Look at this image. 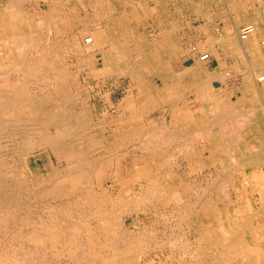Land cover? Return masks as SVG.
I'll list each match as a JSON object with an SVG mask.
<instances>
[{
    "label": "bare ground",
    "instance_id": "1",
    "mask_svg": "<svg viewBox=\"0 0 264 264\" xmlns=\"http://www.w3.org/2000/svg\"><path fill=\"white\" fill-rule=\"evenodd\" d=\"M43 1L47 6L52 5L49 6L52 15H47L45 18L43 17V19L42 17L35 19L34 17L28 15L22 16L19 11V6L25 4L23 0H13L5 14L0 15V128L6 126V124L16 125L15 128H21L24 132V136L31 139L38 131L36 130L35 123L33 124L31 122V117L33 118V115L47 112L46 118L49 119L48 116L53 119L56 118L55 123H58L57 128L58 132H60L58 141L63 142V139H67L68 137L71 139L70 142H72V144L64 146V144H59L57 142L60 147L54 145L56 147L55 152H58L59 155H65L71 165L72 171L75 172L73 175L75 177H73L71 181L76 184H79V182L84 180L85 176L89 177V173L92 171L90 168L87 169L86 167L88 165L92 166V163L95 165V160H99L98 155H95V151L103 150L104 153H107L112 151L111 149H121L122 152V149L125 148L127 144L132 143L134 144L133 147L136 157H134V161L131 165V174H133V178L137 182L140 180L142 181V179L148 181L149 188L148 191L144 190V192L141 193L131 194L132 192L130 193V191L128 192L126 189V183H123L120 179V164H115L117 165V168L113 174L106 175V173L110 170L109 168L113 166V164H111L107 159H104L103 162H101V167L98 169V176L100 178L112 176L109 178L121 182L120 188H116L117 193L115 192L116 194H111L109 193V190L104 189L103 186H101L99 191H94L93 188H90L87 189L88 191L85 194H83L84 192H80V194L75 196L76 198H72V201L70 200V205L67 207H62L63 204L61 205V203H58L62 207L58 210L64 213L66 221L71 222V224H62V226L58 228L49 227L47 229H42V242L45 243L46 240H50V245L63 246L62 250L57 251L59 256L64 257L65 255V257L67 256L73 261L85 262V264H141V261H138L139 258L137 260V255H141L142 250L145 249V246H147L142 239L143 237L144 239L146 237L147 240L150 236L143 233H138L136 236V233L133 234L134 232L132 233V231V234H127L123 230L120 233L117 232L118 229H120L118 225L120 226L121 224H116L118 222L115 221L114 216H116V213H120V211L126 210L131 206H133L131 208L135 207L138 209L140 208L139 206H141V204L146 200L161 199L165 206H169L171 203L179 206V210H177L179 213L186 212L187 214V212H190L191 214H194L193 219L191 220H189L185 215H180V217L178 216L179 218L176 215V218H178L180 222L179 225H177L179 228L177 227L176 231H178V229H182L181 227L186 225L188 227V234L200 245L201 248L205 249L206 252L207 249L214 250L215 259L214 257L212 258L214 264H264V61H261V63L260 61L255 62L257 60H252L254 62L253 65L251 63L253 82L251 85H247L246 89H244L243 98L240 97L242 100L238 103L239 108L240 105H244L243 108L241 107V110L235 109L236 107H233V105L228 107L226 100L224 99V101L223 97L220 95L215 96L212 94L213 96L211 97L203 93L205 90L203 89V86L206 87L208 85H213L215 83L214 80H221L223 77L222 75H224L223 73L221 74V72L211 73L205 69L207 62L211 59V57L214 55L216 56L219 53L233 54L237 51L240 52L241 49H239L240 42L238 43V38H240L242 42L248 43V45L250 43V47L255 48L258 45H264V31H259V25L257 26V22H264V2L248 0L246 5H244L243 2H241L242 0H55L54 3L47 0H42V2ZM31 4L34 3H29V6H31ZM152 5H155V7ZM146 6L151 7L146 8ZM244 6H247V10H245ZM252 8L253 10H251ZM28 11L29 10H27V12ZM250 11L256 14L255 19H250L246 16V14ZM186 14L187 17H185ZM218 20H222L226 23V25H229L228 27H224L225 32H220L216 23ZM185 21L186 25H188L187 29L189 30H185L183 27ZM243 22L246 24L243 25ZM42 26L46 27L45 30L48 32H53L56 35L55 38L58 42H60L62 37L65 38L67 34L65 32H67L69 28H74L76 26L79 30L73 37V43L71 44H73L72 46H74V44L78 45V47L74 46L77 48L73 54H79L84 49L90 52V50L93 51L97 49V47H101L105 58V71H110L111 73H113V71L114 73L117 71L118 74L130 76L132 79V93L129 98L126 99L127 101L124 103L122 110L119 112L118 118L113 119L111 123H101L99 121L100 123L97 125L92 124V122L87 123L86 120H84V122L78 121L79 119L76 121H67L66 118H64V114H62V111L60 110L61 105H59V103H55L53 99L46 101V106L42 104V100H35L32 98L30 93L31 90L28 89L26 82L29 78L38 79L42 76L43 72L49 71L51 74L53 73V82H55L54 85H56L54 90L56 91V94L67 91L66 86H68V84H70L73 80L72 75L67 71L69 70L68 68L72 66H67L69 63L67 65L65 64V60L67 59L63 58L64 55L62 56L60 51H54V45L50 43L51 37L47 38L46 41L43 39V43L46 44V47L42 50L40 49V40H37V38L39 37V39L42 40ZM123 26L124 28H122ZM122 30L125 33H121ZM115 36L124 38V42H122V44L119 43V45H115L113 41ZM201 37H203V40H200ZM130 38L133 39V43L129 42ZM260 40H262L261 43L256 44L259 43ZM128 43L130 44L128 45ZM245 44L243 47L246 46ZM125 45L129 48L126 47V49H122ZM117 46L119 47L118 49H116ZM257 49L258 51L260 50L259 48ZM131 53L133 56H130ZM92 54H94V52ZM114 54L120 56H117L118 58H115L114 60L110 58L108 59V55L111 56ZM196 54H200L199 60L196 59ZM253 54H251V56ZM70 55H66L65 57L70 58ZM259 56H261V54ZM254 57L255 56H253V58ZM243 58L244 57H241V59ZM262 58L263 57H261V59ZM190 60L191 62L194 61V67H190L191 65L187 66V64L185 65V63H188ZM179 63H181L180 67L177 66ZM89 69L91 68L89 67ZM194 69L198 71H195ZM250 69L251 67L249 70ZM199 70L202 71L199 72ZM238 70L241 72L240 68ZM235 71L236 70L232 72L231 70L232 73H235ZM196 81H198V83ZM193 82L196 83V86H201V88L195 86L199 89V93L198 91L196 92L195 89V92L198 93V105L203 102H214L217 106L213 105V107L218 108L219 106V108H223L224 111L218 113L211 109L210 114L203 113L202 118H198L196 114H192V111L185 100L186 98H180L181 93L179 94V90L183 86L186 87L187 85H192ZM34 85L35 84H33V86ZM74 94H77V92ZM213 97H216V99ZM212 98L214 100H212ZM51 100L55 109L54 107L49 106V102ZM57 100L59 101V99ZM223 103H226L227 106ZM154 109L162 110L165 112V115H162L159 121L145 122L143 118L146 113ZM211 111H214V113H211ZM82 113H84V111ZM58 114L61 115L58 116ZM107 115L109 114L107 113ZM166 124L167 126L165 127L164 125ZM102 128H111V131L114 130V132L111 136L104 138L99 135V131ZM85 130H91L92 132L86 138L83 136ZM192 133L195 134L196 138H192ZM179 139L181 141H179ZM195 140L196 142L198 141L197 143H202V149L199 150L198 157L200 160L204 159V163L206 159L214 160L216 157L218 159L221 158L223 166L227 169L228 167H232L231 165L245 166L248 168L247 175L250 176L248 177L245 175L247 178L238 177L237 179H234L233 193L228 194L227 192L231 191L227 190L228 180L220 179V175L218 174L219 180L217 183L214 182L213 184L218 188L217 194L207 195L209 192L203 195L200 194L199 199L201 200V205L199 210H196L197 212L194 211L193 207L190 205H184V208H180L182 199L189 196V188L183 186V178L181 179V176H179L178 170L176 171L171 164L164 165V161L156 163L157 159L163 155L162 152L165 148L176 147L177 149H181L182 152L184 151V158L189 164H192L197 158L195 153L192 151L191 145V142H194ZM200 145L201 144L199 143V146ZM51 147L53 148V146ZM32 149H34V147ZM132 154L133 153H131V155ZM168 155H171L170 152ZM90 159H92L93 162L90 161ZM163 167L164 169H162ZM216 178H214L213 181ZM26 180L25 182L27 183ZM198 184L196 187H198ZM241 186L243 188L250 186L251 189L256 192L252 199V203L250 202L252 205L247 209H243V203L238 200L241 196L239 192V187ZM2 190L0 192H2ZM70 190L71 188L68 185H57L50 194L59 198L60 196L68 195ZM209 190L210 189H208V191ZM130 195L133 197L132 200H128V197H131ZM214 195H216V199H214ZM226 196L231 198L229 199L230 204L228 206H223L221 202L226 198ZM69 198L70 197H68V199ZM28 201L29 200H27V202ZM66 201L68 200L66 199ZM74 202L76 203V206L73 205ZM83 203L85 205L89 204V214L92 218H99V228L97 230H99L100 233L103 232V235H106L104 239L100 236L97 230L95 231L94 228L90 226L89 222H78L75 218L77 214L81 217L80 215L82 214V210L84 211L86 209V207L83 206ZM180 210L182 211L180 212ZM0 211L2 210L0 209ZM58 214L60 213L58 212ZM231 215H233V217ZM159 216L158 218H161ZM154 217L155 216H153V219ZM86 218L89 219L88 217ZM171 218L172 216L170 219ZM120 219L121 218H119V220ZM3 221V219H0V228L4 227L2 223ZM162 222H164V219ZM152 227L155 228L154 225ZM158 227L160 226L158 225ZM23 228L25 229V227ZM241 229H243V231H241ZM126 231H128V229ZM148 231L146 230L145 232L147 233ZM173 237V235L168 238L166 237L168 239L166 242L171 247L170 250L173 249L176 244L178 245V242L176 243L174 241L175 239L173 240ZM21 239H23V237ZM192 239L190 240L192 241ZM26 241L28 242V240ZM40 244L42 243L40 242ZM19 245L22 247L23 243ZM184 246L185 245L183 244V247ZM179 252L181 253V251ZM194 252L191 248H189V246H187L185 253L186 256L190 255L191 257H194ZM34 254L26 253V255H1L0 264H36L34 258L36 259L37 257L38 259V256L35 255V257L33 256ZM169 254L171 256L173 255L172 252ZM42 255H44V251ZM244 255L246 258L243 257ZM183 256L185 255H182L181 260H179L180 262L178 261L180 264H182L183 260L186 259ZM56 257L57 256H55V258ZM140 257H142V255ZM190 259L193 260V258ZM197 259H200V256ZM186 261L188 262V260ZM200 261L202 262L201 259ZM48 262L51 261L48 260ZM195 263L198 262L196 261Z\"/></svg>",
    "mask_w": 264,
    "mask_h": 264
},
{
    "label": "rangeland",
    "instance_id": "2",
    "mask_svg": "<svg viewBox=\"0 0 264 264\" xmlns=\"http://www.w3.org/2000/svg\"><path fill=\"white\" fill-rule=\"evenodd\" d=\"M23 1H24L25 4L21 5L22 7L19 6V11H20L22 16H27L28 15V16L34 17L35 19H38L39 17H42V19H43V17L45 18L47 15L48 16L52 15V12H51L50 7H49V6H52V5H49V6L45 5L44 1L42 2V0H31V1L30 0H23ZM47 1H50V2L52 1V3L55 2V0H47ZM247 1L248 0H242L241 2H243L244 5H246ZM257 1L264 2V0H257ZM12 2H13V0H0V15H4L5 14V12L8 10V7L11 5ZM35 2H37V3H35ZM147 2H149V1H147ZM26 3L28 4V6H27ZM29 3H34V4H31V6H29ZM152 6L155 7V5H152ZM147 7H151V6H146V8ZM244 7H245V10H247V6H244ZM27 10H29L30 12L29 11L27 12ZM251 10H253V8ZM253 14H254V12L250 11V12H248L246 14V16L248 18H250V19H255V17H256L255 15L256 14H254V15ZM216 23H217V26L220 29L221 33L225 32V28L224 27H228L229 26V25H226V23L224 21H222V20H220V21H218ZM127 24H129V23H127ZM242 24L245 25L246 23L243 22ZM263 25H264L263 21H261L260 23L257 22L258 29L261 32L264 31ZM42 28L44 29V31L42 29V40L39 39V37L37 38V40H40V49L42 50L44 47H46V44L43 43V41L44 40L46 41L47 38L51 37L50 38V43H52L54 45V47H53L54 51H56V52L60 51L62 56L64 55L63 58L67 59V60H65V64L67 65L69 63L67 66H69V65L72 66V67H69L68 68L69 70H67V71H68V73H70L72 75L73 80H72V82L70 84H68V86H66L67 87V91H63V92H60V94H56L55 93L56 91L54 90L56 85H54L55 82H53L54 81L53 80L54 79L53 73L51 74L49 71L48 72H43L42 76L40 78H38L39 80L37 78H36L37 80L35 78H32V79L29 78L26 82H27L28 89L31 90L30 93L32 95V98L35 99V100H42V104H44L46 106H47V104H45V102L48 101L49 99H53L55 103H59V105H61L60 110L62 111V114H64V118H66L67 121L68 120L69 121H76V120L79 119L78 121L84 122V120H86L87 123L88 122H92V124L97 125L100 122L101 123H103V122L104 123H111L113 121V119L118 118L119 117V115H118L119 112L122 110V107L124 106V103L127 101L126 99H128L129 96L132 93V87H131L132 79L130 78V76L118 74L117 71L115 73H114V71H113V73H111L110 71H105V58L103 56L101 47H99V48L97 47V49H95L93 51L90 50V52H88V51H86V49H84L79 54L78 53H74L73 54L75 49L78 47V45L74 44V46H77V47H74V46H72L73 44H71V43H73V40H72L73 37L75 36V34H77V32L79 30L76 26L74 28L73 27L69 28L67 30V32H65V33H67L65 38L62 37L61 38L62 40L60 39V42H58V40L55 38L56 35L53 32H48L47 30H45L46 27H44V26H42ZM122 28H124V26ZM121 33H125V32L122 30ZM115 37L113 39L115 45H119V43L122 44V42H124V40H123L124 38L117 37V36H115ZM67 38H68V41H67ZM238 39L240 40V38H238ZM200 40H203V37H201ZM239 40H238V43L240 42L239 43V49H241L240 52L237 51L236 53H233V54H224V53L221 54V53H219L218 55H216V56L214 55L213 57H211V59L208 61L209 63L207 62L206 67H205V69L207 71H209L211 73L221 72V74L223 73L224 75H222L223 77H222L221 80H219V79L214 80L215 83L213 85H208L206 87L203 86V89H205L203 91V93H205V94H207V95H209L211 97L213 95H215V96H219L220 95V96L223 97V100L224 99L226 100V103L228 104V107L230 105H233V107L234 106L236 107L235 109L241 110L244 107V105H240V108H239V106H238L239 104L238 103L240 102V100H242L241 98H243V95H244L243 91H244V89H246L247 85H249V84L251 85L252 82H253L251 63L253 65L254 62L252 60H257L255 62H259V61L263 62L264 61L263 60L264 59V50H263L264 45H258V46H256L254 48V47H250V43L248 45V43L242 42L241 40L240 41ZM261 41L262 40H260V42L256 43V44H260ZM129 42L133 43V39L130 38ZM130 43H128V45ZM244 44L246 45L245 47H243ZM64 47H66V48H64ZM126 47L129 48L127 45H125V47L122 48V49H126ZM118 48L119 47L117 46L116 49H118ZM257 48H259L260 50L258 51ZM255 49H256V51H255ZM93 52H94V54H92ZM82 54H83V56H82ZM251 54H253V55L251 56ZM260 54H261V56H259ZM66 55H70V58L69 57H65ZM94 55H95V57H94ZM233 55H234V57H233ZM117 56L119 57L120 55L114 54V55H111V56L108 55L107 57H108V59L110 58V59L114 60L115 58L116 59L118 58ZM130 56H133V54L131 53ZM196 56H197L196 59L199 60L200 54H196ZM253 56H255V57L253 58ZM241 57H244V58L241 59ZM261 57H263V58L261 59ZM244 61H245V63L246 62L247 63L245 64ZM85 64H87V65H85ZM186 64H187V66L191 65L190 67H194V61L191 62V60H190L188 63H185V65ZM204 64H205V62H204ZM177 66L180 67L181 63H179ZM230 66H232V67H230ZM80 67L83 68L84 70L81 69ZM89 67L91 69H89ZM250 67H251V69L249 70ZM239 68H240V71L242 73L239 72V70H238ZM245 69H246V72H245ZM194 70L198 71L196 69H194ZM231 70H232V72H234V70H236V71H235V73H232ZM200 71H202V70H199V72ZM109 72L111 73V75H110ZM47 73H49V74H47ZM45 74H46V76H45ZM43 76H45V77H43ZM100 76H101V78H100ZM231 77L234 78V79H232ZM196 82L198 83V81H196ZM33 84H35V85L33 86ZM187 86L186 87L183 86L179 90V94L181 93L180 98H186L185 100L187 101V104L189 105V107H190V109L192 111V114H196L198 116V118H202L203 113L210 114V110L211 109L214 110L215 112H218V113L224 111V109L223 108L221 109V107L219 108V106H218V108L217 107H213V105L217 106V104L214 103V102H203L200 105H198V103H197L198 95L197 94L199 93V91H198L199 89L198 88H201V86H196L195 82H193L192 85H187ZM191 86H193V87H191ZM195 86L198 87V88H196ZM195 89H196V92L198 91V93L195 92ZM74 91L77 92V94H74L75 93ZM189 91H190V95H189ZM191 94H193V95H191ZM183 95H185V96H183ZM81 98H83V99H81ZM213 98L216 99V97H213ZM213 98H212V100H214ZM57 99H59L60 102ZM72 100H73V102H72ZM226 103H223V104H225V106H227ZM76 104H77V107H76ZM234 104H236V105H234ZM56 105H58V104H56ZM62 105H64V106H62ZM49 106L50 107H54L53 103H52V100L49 102ZM210 106H211V108H210ZM213 108H215V109H213ZM54 109H55V107H54ZM83 111H84V113H82ZM214 111H211V113H214ZM150 112H147L145 117L143 118V120L145 122L159 121L160 117L162 115H165V112H163L162 110H159V109H154V110H152ZM46 113L47 112H42V113L33 115V118L31 117V120H32L31 122L33 124L35 123L36 130H38L31 139L24 136V132L22 131L21 128H18V127L15 128L16 125L6 124V126L0 128V148H1L0 149V182H2V183H0V191L3 189L2 192H0V202H1V204H0L1 208L0 209L2 210V211H0V219L4 220L2 222L4 227L0 228V256L1 255H6V254L26 255V253H31V254L35 253L33 256H35V255L38 256V259H37L36 256H35L36 259L34 258L36 264H41V263L42 264H44V263L45 264H49V263H51V264H68V263L69 264H74L77 261H73V260L69 259L67 256H66L67 257L66 258L65 255H64V257L59 256V253L57 251L62 250L63 246L56 245L57 246V248H56V246L50 245V242H49L50 240H46L45 241V243L47 242L46 244L44 242H42V233H41L42 229H44V228L47 229L49 227L58 228V227H61L62 224H67V225H69V223L71 224V222H67L66 221V217H65L64 213L60 212V210H58V209L62 208V207L69 206L70 205L69 204L70 200L72 198H76L75 196L80 194V192L81 193L84 192L83 194L87 193V191H88L87 189H90V188H93L94 191H99L101 189V186H103L104 189L109 190V193H111V194L112 193H114V194L117 193V189H118V187L120 188L121 182H119L118 180L109 178V177H112V176H105V177H101V178L98 176L99 175V173H97L98 169L101 167V164H102L101 162H103L104 159H107L111 164H113V166H111L109 168L110 170L108 171V173H106V175L113 174L114 171H116V168H117V165H115V164H118V163L120 164V166H121L120 179L122 180L123 183H126V187H127L126 189H127L128 192L129 191H130V193L132 192L131 194L139 193V192L141 193V192H144V190L148 191L149 182L146 181L145 179H142V181L140 180V181L137 182L133 178L134 177L133 174H131L132 173V171H131L132 170V166L131 165H132V162L134 161L133 160L134 157H136L135 150H134V147H133L134 144L131 143V144H127L126 147L128 149L125 147L126 149L123 148L122 152H121V149L120 150L119 149H111L112 151L107 152V153H104L103 150L95 151L96 153L95 152L94 153H95V155H98L99 160L97 161V160L94 159L95 163H96L95 164L96 166H95L92 163L93 160L90 159V161H92L91 162L92 166L88 165L86 167L87 169L90 168V170L92 171V172L89 173V177L87 176L88 177L87 178L85 176L84 180L79 182V184L73 183L71 180H72L73 177H75V176H73L75 174V172L72 171L71 165L68 162V160L66 159L65 155L62 154L63 155L62 156L61 154L59 155L58 152H55L56 151V147L54 146V145H57L58 147H60L59 144H64V146H69V144H72V142H70L71 139H69L67 137V139H63V142L58 141L60 132H58V128H57V124L58 123H55L56 122V118L53 119L52 117L48 116L49 117V119H48V118H46V116H47ZM58 113H59V111H58ZM107 113L109 115H107ZM154 113H155V115H154ZM59 115H61V114H58V116ZM110 116H112V117H110ZM90 117H91V120H90ZM85 118H87V119H85ZM93 118H94V120H93ZM52 119H53V121H52ZM164 126L166 127L167 124L164 125ZM17 129H19V130H17ZM105 130H107L108 132L105 131ZM113 132H114V130L111 131V128H102L99 131V135L103 136L104 138H107V137L111 136L113 134ZM80 133H81V131H80ZM91 133H92L91 130H87V131L85 130V133H84L83 136H85V138H86ZM191 135L193 136L192 138H196L194 133H192ZM5 139H7V140H5ZM181 140H182V138H181ZM181 140L179 139V141H181ZM197 142H196V140L194 142H191L192 151L195 153V156L197 157L195 159V161H193L192 164H189L188 161L184 158V151L182 152L181 149H177L176 147H174V148L173 147L165 148L163 150V152H162V154H163L161 156L162 158L160 157V158H158L159 160L157 159V161H156V163H160V162L164 161V165L171 164L172 167L176 171L178 170L179 176H181V179L183 178L182 179L183 184H184L183 186H186V187L189 188V196L186 197L187 199L186 198L182 199L181 204H180L181 205L180 208H184L185 206L190 205V206L193 207L194 211H196L197 209L199 210V208H200V205H201V202H200L201 200L199 199L200 194L203 195V194H207L208 192L209 193L207 195H213L215 193L217 194L218 188L215 187V185H213V184H214V182L217 183V181L219 180L218 179L219 175H220V177H219L220 179H227L228 180V183H227L228 189H227V187H226V189L228 191L231 190V191L227 192L228 194L229 193H231V194L233 193L232 191H233V187H234L233 186L234 185V179H237L238 177H242V178H245L246 176L250 177L249 175H247L248 168H246L245 166L243 167L241 165H238V166L231 165L234 169L232 167H228V169H227L225 166H223V164H222L223 161L221 162V158L218 159L216 157L214 160L206 159L205 163H204V159L200 160L199 157H198L199 156V150L202 149V143L199 142L201 144L199 146V143H197ZM3 144H5V145H3ZM51 146H53V148ZM33 147H34V149H32ZM52 151H54V152H52ZM123 152H124V154H123ZM139 152H141V151H139ZM169 152H170L171 155H168ZM111 153H114V154H111ZM131 153H133V154L131 155ZM176 154H178L179 156L176 155ZM125 157H126V159H125ZM168 158H169V161H168ZM201 162H202V164H201ZM124 165H125V167H124ZM95 169H96V171H95ZM111 169H112V171H111ZM162 169H164V167ZM215 169H217V170H215ZM228 170H229V172H228ZM200 171H202V172H200ZM226 172H228V173H226ZM238 172H240L241 174L238 173ZM203 173H204V175H203ZM69 175H70V177H69ZM68 178H70V179H68ZM214 178H216V179L213 181ZM230 178H231V181H230ZM57 179H59V180H57ZM95 179H96V181H95ZM25 180L27 181V183L28 182L29 183L27 184L25 182ZM55 180L59 181V182H56ZM63 180H65V181H63ZM60 181H62L63 183L60 182ZM146 182H147V184H146ZM194 182H195V185H194ZM49 183H50V185H49ZM247 183H249V182H247ZM62 184L64 186L68 185L71 188L70 193L68 195L60 196L59 198H57V197H55V196L50 194L51 191H53L55 186L62 185ZM93 184H94V186H93ZM197 184H198V187H196ZM210 184H212L213 186L210 185ZM72 185H73V187H72ZM85 185H87V186H85ZM45 186H47V187H45ZM74 187H76V188H74ZM143 187H144V189H143ZM195 187L197 188V191H196ZM199 187H200V189H199ZM248 187H246V188H243L242 186L239 187V192H240L241 196H240V198H238V200H239V202L243 203L242 204V206L244 207L243 209H247V208H249L252 205L251 204L252 203V199H253V197H254V195L256 193L255 190L251 189L250 186H248ZM191 188H192V190H191ZM206 188H208L210 190L208 191V189H206ZM29 192H30V194H29ZM130 196L131 197H128V200H132L133 199L132 195H130ZM191 196H192V198H191ZM68 197H70V198L68 199ZM228 197L229 196H226V198L221 202L223 204V206H228L230 204L229 199H231V198H228ZM28 198H30V199H28ZM66 199L69 202L66 201ZM214 199H216V195H214ZM27 200H29V201L27 202ZM66 202H67V204H66ZM197 202H199V203H197ZM58 203H61V205L63 204V206L61 207L60 204H58ZM145 203H146V205H145ZM150 203H151V205H150ZM156 203H158V204H156ZM163 203L164 202L161 201V199H159V200H152V199L146 200L145 202H143L141 204V206H139L141 209L140 208L137 209L135 207L131 208V207H133V206H131L130 208L128 207L126 209L127 211L126 210L120 211V213L118 212V213L115 214L116 216H114L115 221L118 222L116 224L117 225L121 224L120 226L118 225V227L120 229H118L117 232L120 233L123 230L124 232L129 234L132 231V233L134 232L133 234L136 233L135 234L136 236H137L138 233H143L145 235L147 234V236H150V237L152 236L151 237L152 239L150 237H148L149 238V239H147L148 241L146 240V237H145V239L143 237L142 240L146 243L147 246H145V249H143L144 251L142 250V252H141L142 257H140L141 256L140 254L137 255L138 256L137 260L139 258L138 261L139 262L141 261L140 262L141 264H152V263L153 264H160V263L161 264H165V263L166 264H177V263L180 264L179 260H181L182 255L186 256V254H185L186 253V248H187V246H189V248H191V250H193V252L194 251H196V252L193 253L194 257H191L190 255H188L186 257L183 256L186 259L183 260L182 264H186V262H187L186 260H188L187 264H190V263L194 264L196 261L198 263H195V264H202V262H203V264H208V263L209 264H214V262L212 260L213 257L215 259L214 250L207 249V252H208L207 253L205 251V249L201 248L200 245L194 239H192L190 237V235L188 234V227L186 225L181 227L182 229H178V231H176L177 227H178L177 225H179V223H180L179 219H178L180 217V215H185L189 220H191V219H193V215L194 214H191L190 212H187V214H186V212L185 213L181 212L182 210H180L181 213H179V211H177V210H179V206L175 205L174 203H173L174 205L171 203L169 206H165ZM75 204L76 203L74 202L73 205L76 206ZM193 205L194 206L196 205L195 206L196 208ZM21 206H22V208H21ZM83 206L86 207V209L84 208L85 210L84 211L82 210V214L80 215L81 217H79V214H77V216H75V218L77 219L78 222H85V223L89 222L90 226L92 228H94V230L96 231L99 228V222H98L99 218L98 217L97 218H92L90 216V214H89V210H90L89 209V207H90L89 204L85 205L83 203ZM142 206H144V207H142ZM160 208H161V210H160ZM131 209H133V210H131ZM58 212L60 214H58ZM119 214L121 215V217H120ZM19 215H20L21 221H20ZM60 215H61V217H60ZM133 215H134V217H133ZM170 215L172 216L171 219H170V217H171ZM176 215H177V217L178 216L179 217L176 218ZM153 216H155L154 219H153ZM158 216L161 217V218H158ZM231 216L233 217V215H231ZM7 217H8V219H7ZM22 217H23V219H22ZM86 217H88L89 219H87ZM60 218L61 219L63 218V219L61 220ZM119 218H121V219L119 220ZM160 219L162 221L164 219V222H162ZM121 221H122V223H121ZM139 221H140V223H139ZM24 224H26V225H24ZM171 224H172V226H171ZM136 225L139 226L140 228L137 227ZM153 225L155 226V228L152 227ZM158 225L160 227H158ZM23 227H25V229ZM18 228L20 229V231H19ZM127 229H128V231H126ZM134 229H135V231H134ZM146 230L147 231L149 230L148 231L149 233L148 232L146 233L145 232ZM159 230H160V232H159ZM23 231H24V233H23ZM97 231L100 234V236L104 239L106 235L105 234L103 235V232L100 233L99 230H97ZM172 231H173L174 234L172 233ZM241 231H243V229H241ZM161 232H163V233H161ZM179 233H181V234H179ZM185 233H187V234H185ZM34 234H35V236H34ZM149 234H151V235H149ZM159 234L160 235H164V236H160ZM171 235L174 236L173 240L175 239L174 241L176 243L178 242L179 246L176 244V246L173 249L170 250L171 247L166 241H168L167 238L170 237ZM158 236H160V237H158ZM22 237H23V239H21ZM24 239H25V241H24ZM161 239H162V242H161ZM190 239H192L193 242ZM26 240H28V242ZM29 241L30 242L33 241V242L30 243ZM40 242L43 244V247H42V244H40ZM22 243H23V246L25 245L24 247L23 246L21 247V245H19V244H22ZM186 243H187V246H186ZM29 244H31V245L34 244V245L31 246ZM148 244H150V245L152 244V245L150 246ZM183 244L185 245L184 247H183ZM39 245H41V246H39ZM167 245H169V246H167ZM152 246H153V248H152ZM49 247H51V248H49ZM22 248H25V249H22ZM50 249L51 250L53 249V250L51 251ZM148 249H149V251H148ZM210 250H211V252H210ZM43 251H44V255L46 257L44 255H42ZM179 251H181L182 254ZM55 252H57V253H55ZM171 252L173 254L172 256L169 254ZM163 254H164V256H163ZM207 254H208V256H207ZM55 256H57V257L55 258ZM175 256H177V257H175ZM199 256H200V259L202 260V262L200 261V259H197V258H199ZM58 257H59V261L60 262L58 261ZM168 257H172V258H168ZM189 257L193 258V260L190 259ZM243 257L246 258L245 255ZM140 258H141V260H140ZM159 258L161 259V261H160ZM60 259H62V260H60ZM44 260H45V262H44ZM48 260L51 261V262H48ZM234 260H235V258H234ZM38 262H40V263H38ZM75 264H85V262H77ZM92 264H98V263H92Z\"/></svg>",
    "mask_w": 264,
    "mask_h": 264
},
{
    "label": "crops",
    "instance_id": "3",
    "mask_svg": "<svg viewBox=\"0 0 264 264\" xmlns=\"http://www.w3.org/2000/svg\"><path fill=\"white\" fill-rule=\"evenodd\" d=\"M185 17H187V14H186V16H185ZM218 21H220V20H218ZM218 21H217V22H218ZM187 22H189V21H187ZM185 26H186V27H185ZM183 27H184V29H185V30H189V29H187V28H188V25H186V21H185V23H184V26H183ZM194 33H195V32H194Z\"/></svg>",
    "mask_w": 264,
    "mask_h": 264
}]
</instances>
